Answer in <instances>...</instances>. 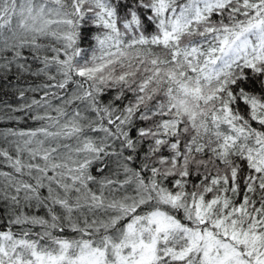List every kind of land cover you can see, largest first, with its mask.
Here are the masks:
<instances>
[{
  "label": "snow or ice",
  "instance_id": "6c2138e0",
  "mask_svg": "<svg viewBox=\"0 0 264 264\" xmlns=\"http://www.w3.org/2000/svg\"><path fill=\"white\" fill-rule=\"evenodd\" d=\"M0 123V264H264V0H0Z\"/></svg>",
  "mask_w": 264,
  "mask_h": 264
},
{
  "label": "trees",
  "instance_id": "16d2710c",
  "mask_svg": "<svg viewBox=\"0 0 264 264\" xmlns=\"http://www.w3.org/2000/svg\"><path fill=\"white\" fill-rule=\"evenodd\" d=\"M7 98V97H6ZM9 126H14L12 124H9V123H0V128H5V127H9ZM20 126H23V124L21 123Z\"/></svg>",
  "mask_w": 264,
  "mask_h": 264
}]
</instances>
